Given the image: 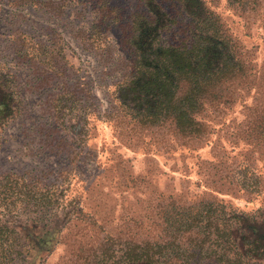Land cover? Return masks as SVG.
<instances>
[{
	"label": "rangeland",
	"instance_id": "rangeland-1",
	"mask_svg": "<svg viewBox=\"0 0 264 264\" xmlns=\"http://www.w3.org/2000/svg\"><path fill=\"white\" fill-rule=\"evenodd\" d=\"M128 1L111 0L109 5L127 2L123 8L131 12ZM202 3L239 46L259 81L248 94L236 90L241 101L225 108L222 121L215 122L210 114L203 119L209 127L207 146L189 153L176 148L162 157L151 140L123 134L117 138L128 127V118L116 130L103 117L110 108L109 90L121 76L118 64L123 56L116 28L99 30L93 38L92 0H0V89L11 95L16 108L0 121V174L63 183L62 205L77 213L68 215L48 251L31 252L28 264H89L103 235L88 214L100 223H117L125 208L141 217L143 203L153 192L188 201L212 197L258 216L264 189L259 197L239 191L230 179L212 178L209 164L216 161L212 149L230 151L222 158L227 164L248 165L264 182V152L244 143L228 145L248 110L264 111V0L250 14L241 13L229 0ZM107 49L112 52L108 58ZM137 177L145 182H130ZM210 180L224 184L225 192L207 188ZM256 228L255 236L264 237V223ZM32 237L49 239L39 230Z\"/></svg>",
	"mask_w": 264,
	"mask_h": 264
},
{
	"label": "trees",
	"instance_id": "trees-1",
	"mask_svg": "<svg viewBox=\"0 0 264 264\" xmlns=\"http://www.w3.org/2000/svg\"><path fill=\"white\" fill-rule=\"evenodd\" d=\"M129 2L131 12L123 8L127 2L111 6V0H92L96 14L93 38L99 30L116 28L117 46L123 56L118 64L121 76L114 90H109L110 108L103 117L115 124L116 130L128 118V127L117 138L123 134L151 140L162 157L171 156L176 148L189 153L207 146L209 127L203 119L210 114L215 122L222 121L225 108L241 101L236 90L248 94L259 81L258 73L202 0ZM229 2L241 13L250 14L257 11L261 0ZM123 11L128 13L125 22ZM111 53L107 49L106 58ZM1 93L2 122L16 108L11 95L0 89ZM263 112L248 110L228 145L244 143L264 152ZM212 151L216 160L209 164L214 170L212 178L230 179L231 185L234 182L247 194H264L260 192L264 182L251 167L244 164L232 168L233 163L222 159L230 151ZM25 175L0 174V264H28L31 252L48 251L68 223V215L76 211L62 205L63 183L43 184ZM130 182L136 185L145 181L137 177ZM213 183L210 180L205 186L225 192L221 190L224 184ZM180 199L150 193L143 203L145 215L134 216L125 208L117 223H100L88 214L103 235L89 264L263 263L264 237L255 234L256 227L264 223V206L256 210L258 216L254 218L216 198ZM36 230L50 240L32 237Z\"/></svg>",
	"mask_w": 264,
	"mask_h": 264
}]
</instances>
